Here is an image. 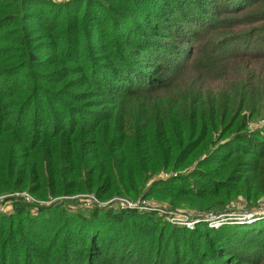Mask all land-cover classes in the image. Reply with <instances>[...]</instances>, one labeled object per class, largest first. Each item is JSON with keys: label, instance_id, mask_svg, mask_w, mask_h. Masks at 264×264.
<instances>
[{"label": "trees", "instance_id": "1", "mask_svg": "<svg viewBox=\"0 0 264 264\" xmlns=\"http://www.w3.org/2000/svg\"><path fill=\"white\" fill-rule=\"evenodd\" d=\"M260 51L264 0H0V195L51 200L4 196L0 264H240L264 216L193 229L76 194L255 206L264 74L225 69Z\"/></svg>", "mask_w": 264, "mask_h": 264}, {"label": "rangeland", "instance_id": "2", "mask_svg": "<svg viewBox=\"0 0 264 264\" xmlns=\"http://www.w3.org/2000/svg\"><path fill=\"white\" fill-rule=\"evenodd\" d=\"M227 14V13H226ZM239 26V25H237ZM247 25H242L241 27H238L236 29L232 30H239L244 28ZM203 30V29H202ZM230 30V29H227ZM201 32H204L201 31ZM172 37V36H170ZM202 43H206L207 36H202ZM193 55H197L200 52V45L195 44ZM197 46L199 47L197 49ZM256 54H264V51H260V53ZM249 69L247 70L248 73L251 75L253 72L251 70H255L258 74L262 75L264 74V57H258L253 59L252 57H246L242 60H240L237 64L229 65L225 70L227 69ZM249 126L251 130L262 128V132L264 133V115H259L256 118H253L249 122ZM258 138V137H257ZM197 159L202 157V153H199V155L195 156ZM196 164V162H191L189 165H187V169H190ZM186 168L183 169H177L178 171L184 172L186 171ZM171 170L168 171H159L157 173H154L152 178L155 176H166L168 173H170ZM7 194V193H5ZM180 197H175L176 203H171L168 201L167 195H161V194H151L149 196L143 197L147 200L151 201L150 205L154 208H140L139 210H156L159 213L163 214L161 216L163 219L168 220L170 222H179L182 223L188 227H194L195 222L199 221V226H204L206 224L207 226L210 225L212 227L217 228L219 224L221 223H230L235 221L240 222H250L252 220H255L257 218L264 216V194H260L256 199V205L249 206V202L245 200L244 196L242 194H238L233 198L229 203L226 204L228 206V209H225L224 212L214 213L212 212L209 207H202L199 205L201 203V199L199 195H191V194H181L179 192ZM195 194V193H194ZM4 195V194H1ZM84 197L81 196V202H84ZM140 198V197H138ZM55 199V198H54ZM137 199V198H136ZM51 201V200H50ZM114 201V200H113ZM115 205H120L118 202L114 201ZM0 206H3L5 209L0 210H7L10 208L9 201H5L4 203L0 202ZM121 206V205H120ZM172 206V207H171ZM138 209V208H137ZM161 218V219H162ZM194 229V228H193ZM213 234L217 235V231L213 230ZM188 236V239L190 241V234H186ZM231 248L233 250H236L239 254H243L246 259L243 258V260H240V264H264V235L258 236L254 235L252 237L251 235L247 236L246 238H240L239 241H234L231 244ZM236 256V255H234ZM214 261V259H212ZM247 260V261H244Z\"/></svg>", "mask_w": 264, "mask_h": 264}, {"label": "built area", "instance_id": "3", "mask_svg": "<svg viewBox=\"0 0 264 264\" xmlns=\"http://www.w3.org/2000/svg\"><path fill=\"white\" fill-rule=\"evenodd\" d=\"M15 196L17 198H22L24 200L27 201H32V202H38V203H47L50 200H43V199H39L37 197H35L31 192H29L28 190H14L10 193L4 194V195H0V202L4 203V196ZM78 196H82L84 198V204L85 205H91L92 203H101V204H105L107 202L110 201H116L118 202L121 207H130V208H154L149 206L150 202L149 200H147L146 198L140 197L137 199H130L127 197H123V196H114L112 198H109L106 201H100L93 193H84V194H76ZM75 196V195H74ZM1 209H5L3 206H0Z\"/></svg>", "mask_w": 264, "mask_h": 264}]
</instances>
